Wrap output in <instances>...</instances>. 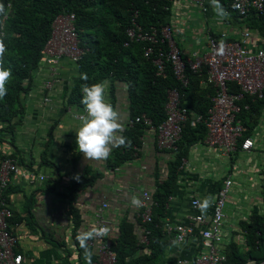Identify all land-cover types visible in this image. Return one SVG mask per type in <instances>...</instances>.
I'll list each match as a JSON object with an SVG mask.
<instances>
[{
	"label": "trees",
	"instance_id": "trees-1",
	"mask_svg": "<svg viewBox=\"0 0 264 264\" xmlns=\"http://www.w3.org/2000/svg\"><path fill=\"white\" fill-rule=\"evenodd\" d=\"M173 2L174 0H0V5L4 8L3 12H0V39L6 46L3 66L12 71V76L6 84L7 95L0 99V163L4 159H9L21 169L34 172L31 169L32 163L28 164L22 151L16 147V140L24 124L26 101L32 90L34 74L43 58L44 46L51 36V25L60 14H74L75 32L80 47L85 51L80 61L75 64L70 62L72 69L77 73L76 83L68 98L72 106L83 109L80 104L82 84L102 81L109 84L108 99L113 107L117 102V86H124L130 111L129 119L133 121L144 115L151 120L153 126L160 125L166 118L168 91L173 89L179 93L181 106L187 110L189 117L183 126L176 149L170 152L172 159L168 163V172L161 182L157 183L151 195L150 222L144 223L142 215H139L141 211H138L132 222L126 217L120 220L117 234L110 238L117 264H158L169 245L174 242L172 237L167 236L165 230L167 202L174 194L178 170L183 165L189 147L202 140L203 137H200L202 134L206 135L204 124L192 123L190 115L191 112L205 113L215 95L211 84L201 87L202 82L207 83L205 71L193 72L186 68L184 83L175 77L171 64L162 58L164 69L158 75L154 61L159 52L167 50V42L160 35L162 28L168 26L171 37L173 41L175 40L171 26ZM232 2L233 0H218L219 5L230 17L243 19L246 27L263 41L264 9L261 13L250 9L246 17H241ZM200 7H204V3ZM133 25L143 32H155L157 35L156 43L151 45L153 53L149 58L144 57V48L149 43L129 40L127 37V30ZM209 36L219 39V35L209 33ZM175 45L180 49L177 43ZM182 59L185 60L183 57ZM81 73L87 74V81L79 79ZM229 90L232 94H238L240 89L235 83H230ZM237 105L241 109L237 117L245 128L244 138L252 136L258 118L264 110V98L244 95ZM146 130V126L141 122L126 124L120 133L126 138L125 145L117 146L110 153L105 159V167L114 170L136 158L139 155L140 138ZM47 137H51V133H48ZM7 146L15 148V153L7 155L4 149ZM239 152L240 145L234 154ZM43 163H48L47 166L53 173L47 174L41 183L43 187L40 191L51 193L65 201L66 215L71 228L69 238L74 248L68 246L70 244L66 237L57 241L53 236L48 237L44 234L46 229L41 228V223L35 219L36 203L33 193L28 195L23 193L26 200L21 210H12L9 207L12 213L8 219L10 230L12 231L11 226L14 224L30 227L34 233L43 230L44 240L62 250L65 264H71L68 259L73 252L77 253L80 264L92 263L93 251L87 244L88 240L85 249L77 239L83 226L78 197L82 190L95 183L100 174L91 169L78 172L76 164H73L68 185L60 187L62 177L58 173V167L46 159ZM9 184L6 189L0 191L1 198L7 204L11 191ZM261 194L264 202V191H261ZM138 229L142 235H146V243L140 242ZM236 236L237 238L233 237L223 250L228 264L264 262V212L254 210L248 222L240 223V231ZM240 237L244 238V243H240ZM86 251L90 253L87 257Z\"/></svg>",
	"mask_w": 264,
	"mask_h": 264
},
{
	"label": "crops",
	"instance_id": "crops-1",
	"mask_svg": "<svg viewBox=\"0 0 264 264\" xmlns=\"http://www.w3.org/2000/svg\"><path fill=\"white\" fill-rule=\"evenodd\" d=\"M202 1L205 11L204 7L196 6L195 0H174L172 5L171 26L174 42L177 43L181 56L185 59L191 58L193 54H203L207 51L209 33L215 35L224 33L232 40H239L241 34L249 30L243 19H233L229 14L222 17L224 22L221 23L218 19L221 16L214 10L213 3L210 0ZM262 44L264 40L262 41L257 34H253L250 39V49L255 50ZM72 67L68 60H62L55 73L51 75L41 59L40 66L34 74L32 90L27 97L24 124L18 132L16 147L22 151L26 162L32 163L31 169L37 175L47 177V174L51 173L52 169H49L48 163H43L45 159L57 166L58 173L62 177L60 187L68 185L73 164H76L78 172L84 169L98 172L100 177L94 181L95 183L79 193L78 205L83 218L81 233L92 232L95 229L93 214L101 203L106 201L109 208L105 214L111 221V237H114L117 234L120 220L126 217L132 222L137 216L142 193L146 191L152 195L157 183H160L166 176L172 155L158 150L154 134L146 130L140 138L139 155L114 170L107 169L104 160H85L83 154L78 153L75 145V133L81 124L75 115L80 113L82 108H75L68 100L77 77L76 70ZM47 81L53 82L49 89L44 85ZM104 84L105 99L110 102L108 99L109 84ZM208 84H210L208 81L207 83L202 82L201 87ZM213 88L216 95V89L214 86ZM117 90V102L114 109L124 129L129 120V105L124 86H117ZM44 98L49 99L50 102L45 104ZM207 112L208 109L203 114L191 112L192 123L196 122L198 117H207ZM237 116L236 119L240 121ZM240 123L242 124L241 121ZM48 133H51V137H47ZM200 137L203 139L189 147L183 165L178 170L177 184L171 196L172 200L169 203L165 221L170 225L185 224L187 217L193 213L189 205L191 199H199L206 204L207 209L210 208L223 181L231 178L235 190L229 201L233 200L236 204L233 203L235 205L233 207L229 202L232 207L228 211L232 214H225L226 218L222 227L223 243L218 246L224 255V248L233 240V237L237 238L240 223L248 222L254 210L264 212L261 194V191H264V110L252 134L255 149L249 153L240 151L236 155L222 157L219 151L204 143L205 133ZM49 143L51 144L48 145ZM117 146H111V152ZM4 149L7 155L16 151L15 148L11 149L8 146ZM252 155L258 156L252 159ZM41 163H43L42 166ZM12 178L8 197L10 209L21 210L26 200L23 193L26 195L33 193L36 203L35 219L41 223V228L46 229L44 234L48 237L53 236L57 241L66 237L70 244L68 246L74 248L69 238L71 228L66 215L65 201L63 202L51 193H42L40 189L43 184L38 181L28 185L20 177L13 176ZM133 199L138 203L133 204ZM42 203H45L44 206L47 208H44ZM11 228L20 241L21 249L26 253V264H65L62 250L44 240L43 230L34 233L30 227L23 224H14ZM137 232L141 240L143 237L141 230L138 229ZM239 241L244 243V238L240 237ZM201 249V233L196 228L195 236L188 238L185 243L174 241L171 246L169 245L158 264H177L183 259L187 260L185 264H190L188 260L193 262L195 256L201 253ZM68 262L80 264L76 252L72 253Z\"/></svg>",
	"mask_w": 264,
	"mask_h": 264
},
{
	"label": "built area",
	"instance_id": "built-area-1",
	"mask_svg": "<svg viewBox=\"0 0 264 264\" xmlns=\"http://www.w3.org/2000/svg\"><path fill=\"white\" fill-rule=\"evenodd\" d=\"M195 2L200 6L203 4L202 0H195ZM232 4L241 17H246L250 9H255L259 13L264 9V0H233ZM203 10H206L205 7ZM218 19L221 23L224 22L222 17ZM74 25V14H60L51 25V36L42 52V60L51 75L55 73L62 60L75 64L81 60L85 52L79 45L80 41ZM253 34V31L246 30L239 40H229L224 33L219 35V39L209 36L205 53L193 54L191 58L183 60L180 50L171 37L169 27H163L160 33L162 39L167 42V50L159 52L154 61L158 75L164 69V62L161 60L163 58L171 64L178 80L186 83V68L193 72L205 71L207 81L216 89V95L212 98L207 117H198L196 122H202L206 128L204 143L219 151L222 157H230L239 145L243 152L249 153L255 149L254 138L252 136L244 138L245 128L236 119L240 112L237 102L244 95L258 99L264 98V44L255 50L250 49V39ZM156 36L155 32H143L135 25L127 30L129 40L149 43L144 48L146 58L153 53L151 45L156 43ZM230 83H235L239 87L238 94L229 93ZM44 85L49 89L53 82L47 81ZM43 102L48 104L50 100L44 98ZM165 113V120L157 127L153 126L151 120L144 115L134 121L130 119L127 124L141 122L149 132L154 134L159 150L174 151L183 126L188 120L187 110L181 106L179 93L175 89L168 91ZM83 114L82 111L76 114L75 118L80 121L79 117ZM29 171L21 169L9 159H4L0 163V191L8 187L13 176L20 177L28 185L37 181L42 183L46 179L45 175H36ZM232 185L231 178L223 181L210 212L200 200L192 199L190 208L193 214L187 218L186 224L170 225L167 223L165 225L167 236L181 244L194 236L196 227L200 229L202 251L193 260V264H227L226 257L218 246L223 243L222 224L226 217L224 208ZM108 208V203L103 201L93 214L95 230L99 235L93 233L92 238L87 241V244L94 250L92 264H117L116 254L110 243L111 221L105 214ZM138 210L141 211L139 215H142L143 222H150L152 203L147 192L142 193ZM11 216L8 204L0 196V264H26V253L21 249L18 237L12 234L8 224ZM140 242H147L146 235H143ZM178 264H182V261H178Z\"/></svg>",
	"mask_w": 264,
	"mask_h": 264
},
{
	"label": "clouds",
	"instance_id": "clouds-1",
	"mask_svg": "<svg viewBox=\"0 0 264 264\" xmlns=\"http://www.w3.org/2000/svg\"><path fill=\"white\" fill-rule=\"evenodd\" d=\"M212 3L215 6L214 10L217 12V14L219 16L224 17V16L228 15V13L225 12V10L222 8V6L219 5L218 0H212ZM3 10H4L3 5H0V12H3ZM228 39L232 40L230 38H228ZM5 52H6V46L3 42V40L0 39V99H3L7 95L6 84L12 76L11 69L5 68L3 66V64H4L3 58H4ZM79 79H81L83 81H87L88 76L86 73H81V74H79ZM81 94L82 95H81L80 104L83 106V109L80 110V112L83 111L84 114L79 117L81 124H80L79 129L75 133L76 149L78 150L79 154H83L85 160H94V161L104 160L105 161V159H107L108 156L110 155L111 146H117V145L118 146H124L125 142H126V138L123 137L122 135H120V133L123 132V128L119 123L118 113L114 109L113 105L110 102H107L105 99V84H104V82L101 81V82H96V83H92V84H88V83L82 84L81 85ZM160 151H162V150H160ZM162 152H164V151H162ZM170 152H172V151H170ZM170 152H166V153L170 154ZM33 173H35V172H33ZM149 196H150V200L152 203V196L150 194H149ZM215 197H214V199H215ZM171 200H172V198L169 197V200L167 202V204H168L167 209L169 207V203ZM132 202H133V204L138 203V201H136L135 199H133ZM203 204H205V203H203ZM211 205H210V208H208V209L206 206V210H208V212L211 211ZM167 223L168 222H166V224ZM223 224H224V222H223ZM223 224H222V227H223ZM196 228H198V227H196ZM93 233H95L96 235H99V233L96 232L95 229L93 230V232L81 233L78 235L77 239H78L81 247L87 249L86 241L89 240L90 238H92ZM194 236H195V232H194ZM173 241H175V240L173 239ZM201 242H202V238H201ZM201 251H202V249H201ZM89 255H90V253H88L86 251V257ZM195 258H196V256H195ZM188 261L190 262V264H193L192 261H190V260H188ZM186 262H187V260H184V259L182 260V264H185Z\"/></svg>",
	"mask_w": 264,
	"mask_h": 264
},
{
	"label": "rangeland",
	"instance_id": "rangeland-1",
	"mask_svg": "<svg viewBox=\"0 0 264 264\" xmlns=\"http://www.w3.org/2000/svg\"><path fill=\"white\" fill-rule=\"evenodd\" d=\"M196 6L197 7H200L199 5H197L196 4ZM52 101H53V99H52ZM35 152V151H34ZM241 154H243V153H241ZM240 154V155H241ZM239 155V156H240ZM258 155H252L251 157H252V159H256V157H257ZM241 157V156H240ZM241 161H243V159H241ZM238 162H240V161H238ZM241 163H243V162H241ZM244 164V163H243ZM51 173H53V171L51 170ZM235 190V187H234V184L232 185V187L230 188V190H229V193H228V198H227V202H226V205H225V208H224V212H225V214L226 215H230V214H232L230 211H228L229 209H231V207L233 206H235L234 204H236V202L235 201H233V200H231V201H229V199H230V197L232 196L233 197V194H232V192ZM229 202H231V204H232V206H231V204L229 203ZM234 203V204H233ZM43 204V206H44V204L45 203H42ZM44 208H47V206H44Z\"/></svg>",
	"mask_w": 264,
	"mask_h": 264
}]
</instances>
